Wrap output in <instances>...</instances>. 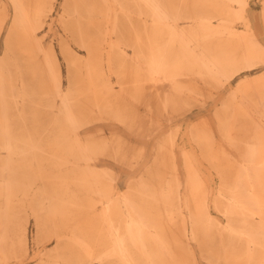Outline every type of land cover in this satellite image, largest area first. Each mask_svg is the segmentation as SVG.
Instances as JSON below:
<instances>
[{"label":"bare ground","instance_id":"obj_1","mask_svg":"<svg viewBox=\"0 0 264 264\" xmlns=\"http://www.w3.org/2000/svg\"><path fill=\"white\" fill-rule=\"evenodd\" d=\"M1 2L0 48L11 24L0 49V264L29 253L31 217L55 243L38 264H200L193 243L207 264H264V73L248 75L264 67V42L252 0H62L58 22L75 45L59 43L67 77L44 43L59 0H9L11 17ZM227 88L217 129L189 134L222 176L214 193L181 126L164 129ZM44 110L54 131L36 137L43 124L31 119ZM99 123L163 136L126 189L102 162L134 167L148 148L117 132L88 137ZM217 134L236 154L218 152Z\"/></svg>","mask_w":264,"mask_h":264},{"label":"rangeland","instance_id":"obj_2","mask_svg":"<svg viewBox=\"0 0 264 264\" xmlns=\"http://www.w3.org/2000/svg\"><path fill=\"white\" fill-rule=\"evenodd\" d=\"M61 3H62V0H59L56 6L55 12L53 13V17H54L53 27L49 32H48V29L46 30L47 33L44 38V43L46 46H49L51 43L55 45L56 49L59 52V57L62 62V67L67 77L68 67H67L66 61L63 58V55L61 54L59 43H60L61 38H67V40L70 42L71 45H73V47H75V45L73 42H71L70 38L64 35L62 26L58 22V18H59L58 15L62 8ZM1 4L3 8H6L7 11L9 10L10 17H11L13 15V8L9 0H2ZM262 12H263V5L261 3V0H252L251 13L253 14L255 27H256L258 34L260 35V37L262 38L264 42V24L261 19ZM10 24H11V18L8 20V23L6 25V30L3 33L1 48H0L2 52L4 51V39L6 37L8 28L10 27ZM112 43H113V40L109 38L105 44L106 49L109 50L111 48ZM17 56H22V55L17 54ZM261 73H264V67L259 70L253 71L249 74L247 73V74L250 76H256ZM27 78H30V77H27ZM236 81L237 80H235L232 83L233 86L235 85ZM65 82L67 84L66 79H65ZM116 88L119 89L118 86ZM228 92H229V88L225 89L224 91L222 90L218 94L213 95L214 96L213 99L208 100V103H206L203 107H195L192 110L187 111L184 116L179 117V119H176V121L173 124H169L164 129V130L169 131L170 129H173L177 126H181V133H180L181 135L179 136V139H178L179 144L184 146V148H186L187 150L192 151L196 156L200 158L202 162V169L208 180L210 190L214 193H219L220 191L222 181H223L222 176L219 175L217 171L213 168V166L204 158L203 153L198 149L196 143L192 141L191 136L189 134H190L192 127L199 125L201 122L210 123L214 127V129H217V120H216L215 114L217 110L221 108V104L223 100H225L226 96L228 95ZM35 101L39 102L38 99H35ZM32 105H34V103H29L27 104V107H30ZM26 113H27L26 114L27 116H30V114H33L34 112H32V109L27 108ZM37 113L39 114V116L37 117L34 115L32 117L31 125L34 126L35 121H40L43 124V126L40 125V128H39V131H41L40 133H37V134L33 133V135L36 137L42 136L43 130L45 128H48L49 120L53 116V114H51L49 110H44L42 112H37ZM47 130L49 131L53 129L48 128ZM32 131L34 132L35 128H33ZM100 132H103V134H105L107 137H111L113 132H117L122 137H124L128 142H130L132 146H136V147L137 146H142V147L147 146L148 148V154L145 160H143L142 162H139L134 167L131 165L118 163L110 158H107L104 160V162H102V165L108 166L114 169L115 171H117L118 173H120L119 184H120L121 189H126L131 179L140 177L143 174V171L145 170V168L147 166L148 167L151 166L152 156H154V153L156 149L158 148V139L160 141L161 138L163 137L162 134H160V138L157 135V136L150 137L149 139H146V140H141L137 136L128 132L123 126L116 125V128H111L108 123H99L97 127L90 128L87 133V136L94 137V138L99 137ZM217 135H218V143H219L217 147L218 152H220L221 148L224 147L232 154H236L234 153L233 150H231L230 147H228V145H225V143L221 140L220 134H217ZM179 161L182 164L183 161L180 158V156H179ZM38 199L41 200L40 197H38ZM14 239H17V236L14 235ZM29 243H30V246H29L30 251L28 254L24 256H20L21 254L18 253L17 256H20L19 258L17 257L11 258L10 260L6 261V264H38L41 258L44 257L45 253H51L53 251L55 247L54 239L47 235V231L44 228L37 230L36 221L34 217H31V220H30ZM193 245L198 254L199 263L207 264V262L201 258V250L198 248L197 244L193 243ZM17 247L18 246L15 245V248ZM2 257L3 256L0 252V259Z\"/></svg>","mask_w":264,"mask_h":264}]
</instances>
